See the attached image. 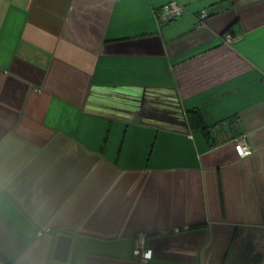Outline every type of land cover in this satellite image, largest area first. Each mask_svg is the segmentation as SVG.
<instances>
[{"label": "crops", "instance_id": "obj_1", "mask_svg": "<svg viewBox=\"0 0 264 264\" xmlns=\"http://www.w3.org/2000/svg\"><path fill=\"white\" fill-rule=\"evenodd\" d=\"M169 1L0 0V264H264V0Z\"/></svg>", "mask_w": 264, "mask_h": 264}, {"label": "built area", "instance_id": "obj_2", "mask_svg": "<svg viewBox=\"0 0 264 264\" xmlns=\"http://www.w3.org/2000/svg\"><path fill=\"white\" fill-rule=\"evenodd\" d=\"M160 8H161L160 14L162 15L164 19L167 20L179 14L182 7L179 4H177L175 1L171 0L167 2L165 5L161 6ZM205 15H206V12H203V14L201 15V18H203ZM232 38L234 37L230 33L226 35L227 41L233 40ZM234 148L236 149L237 154L240 157H245V155H247L250 152L249 146L244 141H238L235 144ZM132 251H133V254L136 257H138L141 262H146L152 258V251L146 249L144 245V240L142 238L137 239Z\"/></svg>", "mask_w": 264, "mask_h": 264}, {"label": "water", "instance_id": "obj_3", "mask_svg": "<svg viewBox=\"0 0 264 264\" xmlns=\"http://www.w3.org/2000/svg\"><path fill=\"white\" fill-rule=\"evenodd\" d=\"M56 246L53 252V259L64 262L69 256V249L71 246V237L64 234H58L56 238Z\"/></svg>", "mask_w": 264, "mask_h": 264}, {"label": "trees", "instance_id": "obj_4", "mask_svg": "<svg viewBox=\"0 0 264 264\" xmlns=\"http://www.w3.org/2000/svg\"><path fill=\"white\" fill-rule=\"evenodd\" d=\"M198 122H200V115H198V113H195V118L191 119V125L195 126Z\"/></svg>", "mask_w": 264, "mask_h": 264}]
</instances>
